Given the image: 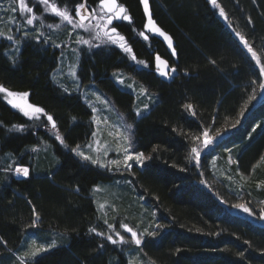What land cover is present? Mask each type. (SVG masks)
<instances>
[{
    "label": "trees",
    "instance_id": "1",
    "mask_svg": "<svg viewBox=\"0 0 264 264\" xmlns=\"http://www.w3.org/2000/svg\"><path fill=\"white\" fill-rule=\"evenodd\" d=\"M54 2L73 10L79 3L90 9L99 0ZM118 3L131 22L114 21L113 26L146 66L137 67L120 48L99 45L82 50L77 77L83 85L95 83L111 99L133 125L134 149L149 157L124 173L120 184L112 181L115 174L73 151L91 137L92 112L78 94L51 79L60 49L35 39L34 27L10 59L5 53L10 44L0 39V85L29 93V103L52 116L56 127L48 131L63 139V144L50 139L47 121L36 128L0 95V264H24L16 252L34 233L55 246L28 256L25 264H127L125 249L97 234L106 232L102 221L111 222L116 214L143 233V251L154 264H264V224L257 221L264 209V96L259 88L264 76L236 36L240 32L264 64V0H216L214 6L209 0H149L152 19L172 38L176 56L160 35L148 33L147 40L139 35L148 21L141 0ZM44 37L56 41L63 34ZM157 55L176 69L169 79L155 73ZM116 72L146 90L148 109L138 117L145 101L118 87ZM186 104L193 109H185ZM205 131L225 134L197 161L191 148ZM44 141L51 142L53 155L36 151ZM217 151L228 158L220 175L212 162ZM17 166L27 167L29 175L15 178ZM111 181L104 192H110L117 213L107 210L106 215L97 210L92 190ZM236 204H247L254 214Z\"/></svg>",
    "mask_w": 264,
    "mask_h": 264
},
{
    "label": "rangeland",
    "instance_id": "2",
    "mask_svg": "<svg viewBox=\"0 0 264 264\" xmlns=\"http://www.w3.org/2000/svg\"><path fill=\"white\" fill-rule=\"evenodd\" d=\"M50 2H53V1L50 0ZM209 2L211 5L213 6L215 5L212 3V0H209ZM26 3H28L30 7H33L34 9L33 13L21 14V12L19 11V0H14V2L13 0H8L4 3L0 2V14H2V16L4 14V10L9 8L10 4L12 7H15L17 9L16 12L7 11V13L4 15L6 16V18L4 20H0V32L5 33V36H0V39H4L10 44L8 51L5 52L6 56L11 59L13 56L18 55V53L20 52L21 46H22V41L29 36V34L28 36H25L23 33L24 32L29 33V32L34 31L32 30L34 27H36L35 29L36 31H34V38L36 35H39V33L42 32L43 36L40 38L41 40L46 39V41L48 42L55 43V46H57L60 49V55L58 57L57 66L51 74V79L53 80L55 84L59 85V87H61L63 90L78 94L81 100L88 106V108L92 112L91 121L93 124V131H92L91 137L89 138L86 144L75 148L76 151L74 152L76 154L78 152H83L85 155L91 156L92 159L99 160L101 163L94 164V165H96L102 170L108 171L111 175L115 174L113 175L112 181H114L115 184H120L121 181L123 180V174L126 172H129L130 170V169H127L125 165L123 164V157H124L123 149L128 147L129 143H131L132 148L129 150L130 151L134 150L135 152H138L134 149L133 125L126 120L124 114L118 111V109L115 107L111 99L107 95H105L102 91H100V89H98L95 83H89L88 85H83L77 77V66H78V61L80 59L82 50L84 49L90 50V48H93L97 45H112L117 48H120V47L116 44H101L100 41L93 39L94 32H91L85 28H73V26L68 24L66 21L62 22L59 17H56L54 14L50 12L44 11L45 6L40 5L38 3V0H26ZM97 5L98 4L90 7V9L87 8V11H85L84 9H81V13L84 15H88V13H90L93 8H96ZM58 6L61 8H64V6H61V5H58ZM71 14L73 15L76 21L79 20V17L75 16L74 10L71 12ZM32 15L37 16L39 19L34 21L33 25H26V18H29ZM115 21H120V20H115ZM56 23H60L61 27L60 28L48 27V25L50 24L55 25ZM87 23L88 21H85V24ZM91 23L96 24V20H92ZM148 33H154V32L145 28L144 34L147 35ZM57 34H63V37L59 38V40H56V41L55 39L51 40L50 38L44 37V35L51 36V35H57ZM7 35H12L14 39L7 40L5 38ZM81 38L91 40L92 41L91 46L88 44L81 43L80 42ZM127 55L131 59L132 54L127 53ZM161 61H164V60L161 59ZM134 62L137 67L146 66L145 64H140L137 61H134ZM160 68L164 71H167L169 75L162 76L160 72L157 71V62L155 60L154 70L156 74H158L160 77L165 78V79H169L172 76L171 69L173 68V66H170L168 64L167 66H165L164 63H161ZM113 79L118 87H120L121 89L129 90L133 92L136 95L137 99L140 97V98H143V100L145 101L144 97H146V90L140 86H135V83L132 79H129L128 77L126 78L125 75L120 74L119 72H116L115 74H113ZM262 92L263 93H261V95L264 96V90ZM0 95L3 98V100L12 109L23 114V112H21L20 109L15 108L10 103H8V100L12 99V97H7L6 93H0ZM16 99H17V102L30 104L28 101V96L23 99H21L20 97H17ZM145 105L148 106L146 101H145ZM145 105L141 106V108L136 110L137 117L139 116V114L141 113L143 109H146ZM138 111H139V114H137ZM29 119L33 121L36 128L43 127L44 125H41V124L44 121H47L48 127L46 128V130L48 132L50 139H53L58 144H63L60 142V140L56 139V136L59 135L56 131H48L49 130L48 128H52V126H51V122L47 120V116L41 114L39 119H36L34 117L29 118ZM129 125H131L130 128L128 127ZM93 133H95V135H93ZM203 134L201 138L199 139L200 143L196 144L195 146L201 149V154L204 152H207L208 150H211L214 147V144H216V142L219 141L224 136L225 133H218L212 136L208 134L211 138H213V142L207 148H203V141L205 139ZM124 137H128L129 139L125 140ZM35 147H36L35 148L36 151H40V153H47L49 155L52 154L50 153L51 152V149H50L51 142L49 141L47 142L44 141L42 144L36 145ZM145 156L148 157L147 155ZM225 159L222 158L219 151H217L214 154L212 158V162L214 165V171L216 172L215 174L220 175L221 173H225L224 171L225 163L224 162H227L228 158L225 157ZM112 160H119L121 161V163L119 165H114L111 163ZM147 160L148 159H146L144 163ZM89 162L91 163V161ZM130 163H132L133 166L141 167L140 164L134 161H131ZM101 164L105 166H101ZM12 174H14V176L15 175H19V177L21 176L19 173L15 171V169L12 171ZM112 181L107 183L106 185L98 184L95 187H93V190H92V192L96 194V197L94 200L96 202L97 210L100 213L106 214V215H108L106 212L107 210H109L111 213L113 212L117 213L116 206L115 205L111 206L112 203L110 202V199L108 196L110 192H108L109 194L104 192L105 186L107 187L110 186L112 184ZM101 194L103 195L100 196ZM115 195L116 193H113L111 194V197H114ZM101 205H103V207H101ZM261 209H260V212L258 213L257 221L264 224V218H261ZM239 210H242V209H239ZM118 217L119 215L116 214L112 218L111 222H108L107 220L106 221L108 222V224H112L115 230L119 231L120 234L125 237V241H126L125 243H116V245L119 246L120 249L122 248L125 249L124 251H126L125 256L127 258V264H154L145 255L143 251V248H142V244L144 240L142 236L143 233L141 234V232H139V228L137 226L129 225V223H127L126 221H120V218L118 220ZM146 218L147 217H145V221L148 226L150 223H149V220ZM122 223H126L135 232H137L138 237L141 239V243L139 245L135 244L132 241L131 233L127 232L125 229L120 227ZM152 224L153 222H151V225ZM105 225H106V230H105L106 232H105V235H103V237L107 240L106 238L107 235H112L114 239L118 240L119 238L115 236V232L112 230H109L107 224ZM140 231L142 230L140 229ZM29 236H31L32 239L25 240L26 243L24 242V245L22 246L21 251L16 252L18 256L17 257L18 260L21 262L23 261L24 264L28 260L27 259L28 256L25 255L26 252H31L32 250H34L35 247L44 246L47 248V250L37 254V255H41L49 251L52 247L55 246L54 241L52 242L45 241V239L42 237V234L36 235V233H34ZM29 241H31L30 244L28 243ZM33 241H35V244H33ZM49 245H53V246L48 247ZM127 246L129 247L126 248ZM29 247H32L33 249L30 250Z\"/></svg>",
    "mask_w": 264,
    "mask_h": 264
},
{
    "label": "snow or ice",
    "instance_id": "3",
    "mask_svg": "<svg viewBox=\"0 0 264 264\" xmlns=\"http://www.w3.org/2000/svg\"><path fill=\"white\" fill-rule=\"evenodd\" d=\"M14 2V0H13ZM38 3L40 5H44V11L46 12H50L52 14H54L56 17H59L60 20L62 22L66 21L68 24L72 25L73 28H85L91 32H94V37L93 39L100 41L101 44H116L118 45L120 48H122L125 52L127 53H132V49L130 46H128L126 38L121 35L118 30L117 27L113 26L114 21L115 20H124V21H128L131 22V17L127 14V9L124 7V5L118 3V0H99V3L97 5L96 8H93L92 11L90 13H88V15H84L81 13V9H84L85 11H87L86 8V4L85 3H79L77 5L74 6V12H75V16L79 17V20L76 21L73 17V15L71 14V12L73 10L68 9L67 7L61 8L57 5L56 2H50V0H38ZM141 3L144 5V11L145 13H148V22L145 25V28L151 30L152 32L162 36L167 42H168V47L171 49V54L172 56H176V50L172 45V38L165 33L164 31H162V29H160L155 21L152 19V16L149 12V0H141ZM213 4H216V0H212ZM8 11L11 12H16L17 9L15 7H12L11 4L9 6V8L7 9ZM19 11L21 12V14H25V13H33L34 9L33 7H30L28 5V3H26V0H19ZM221 15H225L223 8H221ZM227 18V17H226ZM37 19H39L37 16L32 15L29 18H26V25H33L34 21H36ZM92 20H96V24H92L91 21ZM85 21H88L87 24H85ZM250 22V21H249ZM48 27H55V28H60L61 24L60 23H56L55 25H48ZM25 36H28V32H24L23 33ZM139 35L141 37H143L145 40L148 39L147 36H145V34L143 32H140ZM236 35L240 38V40L248 47V51L252 54V56L256 59V63L260 65V73L262 76H264V64H261L260 58L257 56V53L255 51H253L251 46L247 45V40L245 39V37L243 35H241L240 32H237ZM0 36H5L4 32H0ZM43 36V33L40 32L39 35L35 36V39L39 40L41 37ZM7 40H13L14 37L12 35H7L5 37ZM48 42V41H45ZM80 42L83 44H88L91 46L92 41L89 39H80ZM99 46V45H97ZM131 59L136 61V57L134 54L131 55ZM156 62H157V71L160 72V74L162 76H168L169 73L167 71H164L160 68V64L164 63L165 66H167V62L166 61H161V57L159 55H157L155 57ZM140 64H144V61H137ZM213 64H215L216 62L213 60L211 61ZM172 72H175L176 69L173 67L171 69ZM259 88L261 90H264V81H262L259 84ZM254 94L253 96L250 97V99H254L255 98V89L253 90ZM0 93H6L7 97H12V99L8 100V103H10L13 107L20 109L21 112H23L24 116H27L29 118H36L39 119L40 115H46L47 116V120L48 121H52V127L55 128L56 124L53 121L52 116L47 115L44 111L43 108L35 106V105H31V104H27V103H21V102H17V97H20L21 99L27 97L29 95V93L27 92H23V93H19V92H13L10 91L9 89L5 88L3 85H0ZM148 106L145 105V108H147ZM185 109L187 110H192L193 109V105L192 104H186L184 105ZM139 114V111L138 113ZM195 113L193 112V115ZM241 115H243V112L241 113ZM237 123H239V121H237ZM16 127V126H13ZM20 128H22L23 126H19ZM129 128L131 127V125L128 126ZM93 135H95V133H93ZM204 141H203V148H207L212 142H213V138H211L207 131L204 132ZM57 140H60L61 143H63V139L57 135L56 136ZM125 140H128V137H124ZM195 139H199V137H195ZM132 148L131 143H129L128 147L124 148V157H123V164L125 165V167L127 169H131L132 168V163H130L131 161H134L138 164H140L141 166L144 164V161L146 159H149V157H146L144 155L143 152H135L134 150L130 151L129 149ZM73 151H76V149H73ZM153 151H156V149L154 148ZM191 153L195 154V159H197V161L200 158L201 155V149L198 147H192L191 148ZM78 155H80L81 157H83L84 160H88L91 161L92 164H99L101 163L99 160L97 159H92L91 156H87L85 155L83 152H78ZM107 154V153H105ZM262 159H264V157H262ZM112 164L114 165H119L121 163V161L119 160H112L111 161ZM101 166H105L103 164H101ZM10 169H5V171H8ZM15 171L19 174H23L24 176H28L29 175V169L27 167H21V166H17L15 168ZM101 207H103V205H101ZM235 207L242 209L244 212L249 213V214H254L252 209L249 208L247 206V204H236ZM33 212L35 214V209H33ZM37 215V219L38 214ZM261 218H264V209H261ZM105 224H107L108 229L112 230L115 232V236L118 237L119 239H114L112 235H107V240L110 241L113 244L116 243H125V237L122 236L120 234L119 231H116L114 226L112 224H108V222L105 220L104 221ZM35 225V220H33V226ZM121 228L125 229L127 232L131 233V238L132 241L139 245L141 243V239L138 237L137 232H135L131 227H129L126 223H122L120 225ZM91 231H96V229H91ZM98 235H105V233H97ZM149 235H155V233H148ZM33 244H35V241H33ZM53 245H49L48 247H52ZM102 247V245H101ZM47 248L44 246H39V247H35L34 250H32L30 253H25L26 256H35L37 254H39L40 252H44L46 251ZM241 255H243V253H241Z\"/></svg>",
    "mask_w": 264,
    "mask_h": 264
},
{
    "label": "water",
    "instance_id": "4",
    "mask_svg": "<svg viewBox=\"0 0 264 264\" xmlns=\"http://www.w3.org/2000/svg\"><path fill=\"white\" fill-rule=\"evenodd\" d=\"M237 36V35H236ZM237 39L239 40V41H241L240 40V38L237 36ZM175 74V72H172V75H174ZM51 122V126H52V121H50ZM15 178H19V176L18 175H15Z\"/></svg>",
    "mask_w": 264,
    "mask_h": 264
},
{
    "label": "built area",
    "instance_id": "5",
    "mask_svg": "<svg viewBox=\"0 0 264 264\" xmlns=\"http://www.w3.org/2000/svg\"><path fill=\"white\" fill-rule=\"evenodd\" d=\"M22 177H25L23 174H20Z\"/></svg>",
    "mask_w": 264,
    "mask_h": 264
}]
</instances>
